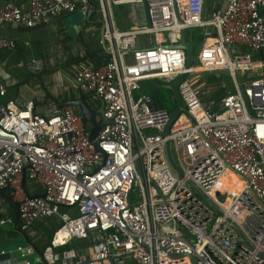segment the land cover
I'll list each match as a JSON object with an SVG mask.
<instances>
[{"label": "built area", "instance_id": "1", "mask_svg": "<svg viewBox=\"0 0 264 264\" xmlns=\"http://www.w3.org/2000/svg\"><path fill=\"white\" fill-rule=\"evenodd\" d=\"M139 3L147 6L149 23L120 29L115 7ZM204 8L205 0H6L0 6V26L33 28L65 13L101 14L100 44L110 56L97 65L82 49L68 67L76 89L104 103L109 122L95 140L73 106L40 115L33 101L0 104V189L20 203L28 236L37 220L56 217L50 250L74 238L94 242V259L80 256L75 264H264V60L253 55L264 51V0ZM190 28L215 33L200 44L198 66L229 72L232 86L221 83L224 93L213 97L216 87L183 79L187 111L163 135L171 111L154 109L143 82L170 83L188 70L177 45ZM0 49L14 50L16 42L0 37ZM253 69L262 71L247 77ZM228 171L242 179L238 190L227 182ZM24 175L43 193L27 194ZM50 262L68 264L58 255Z\"/></svg>", "mask_w": 264, "mask_h": 264}, {"label": "crops", "instance_id": "2", "mask_svg": "<svg viewBox=\"0 0 264 264\" xmlns=\"http://www.w3.org/2000/svg\"><path fill=\"white\" fill-rule=\"evenodd\" d=\"M5 2L6 0H0V6ZM17 2L27 4L28 0H17ZM226 2L227 0H208L206 12L223 7ZM120 7L117 6L121 13ZM79 12L81 15H73L70 18L69 28L65 27L62 19ZM74 13L62 14L54 21L39 24L33 28L10 24L0 26V37L10 38L16 42L14 50L0 49V86L5 87V94H0V104L9 99H16L21 106L33 101L35 113L48 115L55 106L79 98L80 91L76 89L74 78L68 67L80 60L78 53L82 49L87 51V58L92 62L94 61L91 56L88 57L89 53L107 55V51L100 44L103 24L99 14H89L83 11ZM126 17L132 22L137 20V15L133 10ZM133 24L135 23L130 25L122 23L120 29L126 30ZM67 28L71 30V33ZM195 35L191 33L187 36L186 34V37L193 39ZM208 42H212V40ZM199 47L200 45L197 47V53ZM254 53L261 57V52ZM39 61L43 62L41 76L32 77L30 82L23 84L22 82L28 75L27 64ZM62 61L64 62L62 63ZM55 63L59 64L55 66ZM211 76L207 80L204 79L206 85L201 87L214 89L216 87V90L212 91V93L214 92L213 97L222 95L224 90L220 87L221 84L211 81ZM226 85L228 84L226 83ZM74 108L80 112V109ZM26 179L27 177L24 175L22 186L26 192L28 190L30 195L43 193L42 187L35 183L27 188ZM6 195L10 197L9 190L6 191ZM7 197L0 196V220L7 216L11 217L10 221L0 224V264H42L39 261L38 251H44V259L48 260L50 264L51 258L55 255H58L62 262L67 259L68 264H75L80 256H86L89 260L94 259L95 250L92 239L74 238L67 244L58 248L53 247V250H50L54 232L60 226L56 217L37 220L33 225L34 234L28 236L22 228V220L19 219L18 223L16 222L15 207ZM6 203H8V208L5 212L2 211V208ZM71 211L73 210L71 209ZM19 247L22 249L20 250ZM95 264H110V262L103 261Z\"/></svg>", "mask_w": 264, "mask_h": 264}, {"label": "water", "instance_id": "3", "mask_svg": "<svg viewBox=\"0 0 264 264\" xmlns=\"http://www.w3.org/2000/svg\"><path fill=\"white\" fill-rule=\"evenodd\" d=\"M207 1L208 0H205V8H204L205 12L208 10ZM89 14H91V13H89ZM55 19L56 18H53L51 21H54ZM212 35H215V33L206 32L202 28H199L197 34L193 37V39H187L186 31H184L182 33L181 41L177 45V47L184 49L186 52V65H187L188 70L186 72L180 74L178 77H176L170 83H160L155 89H153L150 92L154 109L159 107L157 100H156V95L158 93H160L162 90L170 91L176 100V107L171 112L170 120H169L168 124L166 125L164 131L162 132L163 135H168L170 127L173 124V122L176 120V118L181 114V112L187 111V107H186V105H185V103H184V101L180 95V92H179V83L183 79L190 76V69L192 67L198 66L199 59L197 56V47L203 42V40L206 37H209ZM261 58L264 60V51H261ZM27 68H28V75H27V78L22 82L23 84L30 82V79L32 77H40L41 76L42 68H43V62L42 61H39L38 63L32 62L30 64H27ZM220 73L229 75V72L221 71V70H218V71H202V75H203L205 80H207L208 77L211 75H216V74H220ZM236 74L238 77H240L239 72H237ZM79 95H80L79 98H77L76 100H72V101L60 104V107L73 106V107H77L78 109H80L81 117H82L84 123L88 126L90 138L92 140H95L97 138L100 130L103 128V126L109 122L104 117V103L101 102L100 108L94 109L87 100L89 95H87L81 91L79 92ZM98 115L102 116L101 120L98 119ZM167 150H168L169 159H170L171 164L179 172L180 177H182L183 174H182L181 170L179 169L178 165L176 164V162L174 161L173 156L171 154L170 142L167 143ZM136 165H137V169H138L140 178L144 179L145 173H144L143 167L141 165L140 159H138L136 161ZM6 191H7L6 189H0V196L7 197ZM7 198L9 201L12 202L13 206L15 207V217H16V222L18 223V221L20 219V203L17 201H14L10 197H7ZM242 240H244L243 236H242ZM37 254H38L39 259H40L39 261H41L42 264H50L48 260L44 259V251H38Z\"/></svg>", "mask_w": 264, "mask_h": 264}, {"label": "rangeland", "instance_id": "4", "mask_svg": "<svg viewBox=\"0 0 264 264\" xmlns=\"http://www.w3.org/2000/svg\"><path fill=\"white\" fill-rule=\"evenodd\" d=\"M120 10H122L121 13L118 10V8L115 7L116 21H117V25H118L119 28H121L120 25L122 23H125V24H128L129 23V25L132 24V23H138L139 25H147L149 23L147 6H146L145 3H139V4H133V5H124V6H121L120 7ZM131 10H133V12L137 15V20H135L133 22L132 21H129L128 18L126 17V15ZM73 15L79 16V15H81V12H79L78 14L74 13L72 15H69L67 17H64V19H62V20H63V24L65 25V27H68L69 28L68 23L70 22L69 20H70V18ZM99 16L101 17V14H99ZM68 31L71 33V30L70 29H68ZM197 32H198V30H196L195 28H190V29H187L186 30L187 36H189L191 33H193V35H195V34H197ZM147 38H148L147 36H142V37H140V41H142V40L144 41ZM232 47H234V49L236 51H241L242 53H246L248 51H251V48L248 47V46H238V45H235V46H232ZM253 55H255L254 56L255 60H260L261 59V57L259 56V54H253ZM63 62L64 61H62V63ZM55 64H56L55 66H57L59 63H55ZM196 67H198V69L196 70L197 73L188 76L187 79L193 85H197L198 84L197 86H205L206 85V81L204 80V77H203L202 72H201V71H204V69L201 66H196ZM261 71L262 70H260V69H257V70L253 69L251 72H248L247 77L248 76L249 77L250 76L251 77L252 76H258ZM198 72H200V73H198ZM215 78H216V82L217 83H220L221 84L222 82H226L228 84V86L229 85H230V87L232 86L231 85L232 84V80H231V77L229 75L220 73V74H216L215 75ZM153 82H154V80L145 81V82H143V85H147L149 89H152V83ZM231 89H233V88H231ZM163 91L164 92L162 93L161 97L168 95V92H169L168 90H163ZM95 97L96 96H94V95L89 96L88 97V102L90 103V105L93 108L97 109V108L100 107L101 102L99 101V99H96ZM98 119L101 120L102 119V116L101 115H98ZM181 122H183L182 119L180 121H178L177 124L179 125V124H181ZM33 185H34V182L27 178L26 179V187L27 188H30Z\"/></svg>", "mask_w": 264, "mask_h": 264}, {"label": "trees", "instance_id": "5", "mask_svg": "<svg viewBox=\"0 0 264 264\" xmlns=\"http://www.w3.org/2000/svg\"><path fill=\"white\" fill-rule=\"evenodd\" d=\"M106 54L107 55H101V54H98V53H95V54L94 53H89L88 57L91 56V59L94 61L95 64L102 65L103 63H105L106 61H108L110 59L109 54L108 53H106ZM210 78H211V81H216L215 75L211 76ZM160 83H162V81L154 80V82L152 83V89H149L147 85H143V91L146 92V93H150ZM163 92L164 91L162 90L160 93H158L156 95V100H157L158 106L161 107V108H166V109H168V110H170L172 112L175 109V107H176V100H175L173 94L170 91L168 92V95L161 97ZM218 94H220V93H218ZM218 96L219 95H214V97H218ZM27 193H29V195L31 194L28 190H27Z\"/></svg>", "mask_w": 264, "mask_h": 264}, {"label": "bare ground", "instance_id": "6", "mask_svg": "<svg viewBox=\"0 0 264 264\" xmlns=\"http://www.w3.org/2000/svg\"><path fill=\"white\" fill-rule=\"evenodd\" d=\"M197 69H198V67H194V70H197ZM225 178H226L227 182H229V184L232 186L233 190H238L243 185L242 179L238 175H236L230 171H228L226 173ZM226 202L228 203L229 199Z\"/></svg>", "mask_w": 264, "mask_h": 264}]
</instances>
